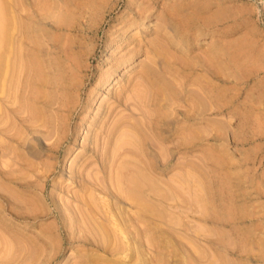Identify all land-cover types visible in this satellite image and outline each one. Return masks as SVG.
Wrapping results in <instances>:
<instances>
[{
	"label": "rangeland",
	"instance_id": "1",
	"mask_svg": "<svg viewBox=\"0 0 264 264\" xmlns=\"http://www.w3.org/2000/svg\"><path fill=\"white\" fill-rule=\"evenodd\" d=\"M8 1L0 0V21ZM41 1L14 0L30 27L22 61L29 68L14 73L21 77L14 93L41 110L38 123L23 129L24 146L0 138L14 148L7 155L0 147V264H264V0ZM146 72L183 92V110L189 91L205 98V118L177 124L200 132L196 151L172 153L176 134L161 153L149 148L153 137L132 97L147 86ZM204 87L217 98L212 109ZM8 98L0 93V118ZM134 125L139 145L119 149ZM96 145L108 158L120 154L116 164L127 158L152 167L146 173L164 194L151 202L158 214L135 217L139 209L115 189L110 207L123 231L107 220L105 200L93 210L81 204L95 221L80 219L77 200L93 193L81 188V177H104Z\"/></svg>",
	"mask_w": 264,
	"mask_h": 264
},
{
	"label": "bare ground",
	"instance_id": "2",
	"mask_svg": "<svg viewBox=\"0 0 264 264\" xmlns=\"http://www.w3.org/2000/svg\"><path fill=\"white\" fill-rule=\"evenodd\" d=\"M40 2L42 3L41 0H40ZM14 3L15 2L13 0V1H11V2H9V3H7L5 5V8H4V11H3V14H4L3 16L4 17L0 21V93H5V94L8 95V97H9L8 98L9 99L8 103L11 105V106H7L6 107L7 108L5 110L6 113H7V114L5 113L6 114V117H4V118L1 117L2 119L0 118V124L2 125V127H0V138L4 135L5 138H8L10 141H12L13 143H15V146L18 145V147H19V146H22V145L24 146V144L27 143L26 139L23 138L24 137L23 135L25 134L23 129L26 126H28V124L31 123L33 125L35 123H32V122H34L36 120H39L38 117H37L36 111L39 110L38 108L40 106L39 105L37 106V103L38 102L36 100H33V99L32 100H29V99L25 100V99H22V98H19L18 97V94H17L18 92L17 93H14V90H17L18 91V89H16V88H18V86H19V90H20V87H21L20 86V83L18 81H14V79L16 77H17L16 79H19V77H18L19 74H20V76L21 75H24L23 72L27 71L26 68H29V66H27L25 68V66L27 65V63H26V65H24L25 63H22V61H23V59H25V56H26V54H24V52L27 51V49H26V51H23V49L25 48L24 45H26L24 43V40L28 38V35H29L28 32L30 30V27L28 29V27H25L24 26L23 20L21 19V17H18L19 15H16L17 12L15 11L14 7H16L17 5L14 6ZM45 3H46V1H45ZM45 3H43V4H45ZM48 3H47V5H48ZM48 6L51 7L50 4ZM48 9H49V7H48ZM19 11H21V10H19ZM0 15H2V13ZM35 18L36 17H34V19ZM35 20L37 22H35L34 24H37V25H34L33 24L34 27L36 26L37 28H40L42 26V24H40L38 22V19L37 18ZM33 22L34 21H32V23ZM27 40H29V39H27ZM158 52L159 51H156L155 52V54L157 53L156 56H158V54H159ZM166 58H167V61H168V57H166V56H165V61H166ZM210 61H211V59H210ZM213 61H214V58L212 59V62ZM213 69H214V67H213ZM17 70H19L18 71L19 74L18 73L15 74L16 75V77H15L14 73L17 72ZM150 72H151V70H150ZM25 74H26V72H25ZM153 75L154 74H151V73L148 74L147 72L144 73V76H146V81L145 82L147 83V86H150V88L148 87L150 89V91H147V89H146L147 86L143 83V85L142 84H139L138 85V89H139V90L137 89L138 92H134L136 94L133 93V95H132V97H134V99H136V102L138 101L137 102L138 103L137 104L138 106L136 104L135 105L142 110V114H143V116H144V118L146 120V127H147L146 129H148L151 132L152 137H153L151 139L152 144L150 143L151 145L149 146V148L152 151L155 148H159L158 151L161 150L159 152V153H161L163 148H160L161 146L159 147V145H162L165 142H168L170 140L171 135H173V134L175 135L176 134L177 135V138H178V141H177V143L174 142L175 143V147L173 148L172 153H175V152H184V151H187V150L196 151L194 148H195V146H196V144L198 142V139L200 137L198 135L200 132L198 134H196L197 132L196 133H193L192 131H189V134L187 133L188 134L187 135L186 134V131H188V129L187 128H179L180 126L177 127V124L180 123V122H183V121H190V120H193V122H198V121L200 122V120H202L203 117H204L203 115H205V113L210 110V109L208 110L209 105L206 104V102L204 100L205 98L203 96H201L200 94L196 93V91L195 92L189 91L190 92L189 93V101L186 100L187 101L186 103L189 106L187 105L188 106L187 110H183L181 108V104H180V102L184 101L183 100V97H182L183 96V92L182 91H180V92L177 91V89L172 88L168 84H164L163 83L164 85H162V84H159V81L158 82L157 81H153L152 79H155V77H156V75H154V76ZM210 75L211 76H214V73H211ZM40 76H43V75H40ZM149 79L152 80L151 83H150ZM158 79H160V78H158ZM19 80H21V77H20ZM16 82H18V83L17 84H14ZM158 84L161 85V86H159ZM16 85H18V86H16ZM207 86H209V85L207 84ZM13 87H16V88H13ZM208 88H210V87H208ZM208 88L207 87H204V90L207 92L206 93L204 91L205 92L204 94H206V97L211 102L210 108L212 109L213 106L215 105L214 102H215V100L217 98H216V96L212 92L209 91ZM28 89H29V87H28ZM13 95H15V96H13ZM36 98L34 97V99H36ZM128 100L129 99L127 97L126 101H128ZM3 102H4V100H3ZM5 103H7V102H5ZM8 103H7V105H9ZM124 103H125V101H124ZM0 110L2 111L1 108H0ZM40 110H41V107H40ZM43 110H44V108H43ZM23 113L24 114L25 113H28L29 114V121H26L25 119L20 118L21 114H23ZM164 113L168 116V118H172L170 120V122H167V119L165 118ZM17 116H19V117H17ZM120 120L121 119H119V121ZM127 120H129V119H127ZM119 121H117V122H119ZM124 122H125V120H124ZM36 123H38V122L36 121ZM168 123H170L171 125H173V127H169L168 126L169 125ZM31 124H30V126H31ZM114 124H117V123L114 122ZM125 124H126V122H125ZM44 125H46V124H44ZM52 126L53 125H51V127H49V128H53L54 127L53 130H51L50 132L55 133L54 132L55 131L54 129L56 127H58L59 125L58 124H57V126L55 125L56 127L55 126L52 127ZM62 126H63V124H62ZM62 126L60 124V127H62ZM130 127H132V126H130ZM49 128H48V134L47 135L52 137L53 134L51 135V133L49 132V130H50ZM167 128H169V129H167ZM26 129H28V128L26 127ZM59 129H61V128H59ZM132 129L133 130L134 129H137V131H133ZM132 129L131 130L133 131V133L134 132H136V133H134V134L131 133L130 132L131 130L129 131L130 133L129 132L128 133H123L122 137L120 138V140L118 141V144H117L119 149H121V148L124 149L127 144L128 145H131V146H137V144L139 143L138 138H137L138 136L135 135V134H139L138 132H140L138 125H134ZM168 131H169V133H168ZM109 132H111V130ZM22 133H23V135L21 137V134ZM49 133H50V135H49ZM207 134L209 136V140L210 141H212L214 139V137L216 136L214 133H208L207 132ZM208 136H207V138H208ZM5 138H3V139H5ZM62 138H63V136H62ZM150 138L151 137H149V139ZM2 144L3 145L0 144V147H2L3 150H5L4 152L1 150L3 152V154L4 153L6 154L7 152H9V150L11 151V150L14 149V148H12L11 145H8L9 143L8 144L7 143H2ZM57 144H59V143H57ZM4 145H6V146H4ZM25 147H27V146L25 145ZM7 149H8V151H6ZM128 149H126L127 150L126 152H130L132 150L131 148H128ZM93 151L95 153V156L98 159L97 161L101 165L102 172L104 174L103 179H105L104 180L105 182L103 181V179L102 180L101 179H98L99 178L98 176H97L98 178H94L93 181L92 180H89L87 178L88 176L86 178L85 177H81V188L87 190V192L90 191V193L92 191L93 193L89 197L86 195L87 197L85 198V201H82V199H83L82 198L83 195H82L81 196V198H82L81 201H80V199H79L80 202L77 200V202L80 203V205L83 204V205L87 206L89 209H92L93 210L94 205L96 203H98V201L105 200L106 203L104 205H106V204L108 205V206L106 205L107 211L105 212L106 213L105 216H106L107 220H109L110 223H112L113 227L115 228V230H117V232L118 231H123V230H121V228L119 227L120 224H119L118 220L116 219V217L114 215V211L110 207L111 206V201H113L114 196H115V195H113L112 190L115 191V189H116V191L119 192V196L117 197V199H120L122 197L124 199V201L130 203V205H134L135 207H137L139 209L140 213L138 212L139 215L136 214L135 217H142V221H144L143 218H145V217H147L149 215H156V214H158V211L155 210V208H154L153 204H151V202L154 201V196H157V197L160 196V198L164 199V194H162L159 191L161 189L154 188V185L152 186L153 179L151 178V176H149L146 173L148 170H151L152 167L149 166L147 162H144V163L147 164L144 168H140L133 161L128 162L126 160L127 158L125 159V161L122 159L123 161L121 160V162H120L121 164L120 163L116 164V161H117L116 159H117L118 155L120 157V154H118L116 157L114 155V156L108 158V156H107L106 152L104 151V149L101 150V148H99L98 145H96L94 147ZM114 153H115V151H114ZM116 153H118V152H116ZM130 153L136 154V153H134L132 151ZM7 155H8V153H7ZM161 156H162V154L160 155V157ZM119 157H118V159H119ZM121 158H123V157H121ZM160 166H161L160 169L161 170H164L169 165L166 164V163H161ZM3 175L5 176L4 173H3ZM3 175H2V177H3ZM5 179L6 178H4V180ZM4 180H2V181L4 182ZM5 182H7V181H5ZM2 187H0V190L2 189ZM1 193H0V199L3 201L4 200V196ZM105 198H108V200H106ZM75 199H78V197H75ZM85 206H84V208H85ZM80 207L81 208L77 209V211L80 210L79 212L82 213L83 217L80 215V213H79V215H80L81 218L79 216L78 217L80 219L84 218L83 219L84 221L86 219V221H89L88 222L89 224H92L93 223L92 221H95V220L94 219L92 220L90 218V214L91 213H88L89 216L84 215V213L81 212V209H82L83 206L81 205ZM87 207H86V209H87ZM88 211H91V210H88ZM93 215L95 217V214H93ZM93 215H92V218H93ZM86 216H87V218H85ZM132 217H134V215ZM79 218H77L78 221H79ZM69 220H70L69 224H70V229H71V228H73L76 225V223L73 226L72 224H74V223L71 224V220L73 221V219H69ZM86 221L84 222L85 224H86ZM74 222H76V221H74ZM80 223H82V221ZM89 224H87V225H89ZM137 226H138V224H137ZM143 226H145V225H143ZM91 227L89 226V228H91ZM75 229H79L80 230L81 228H75ZM93 230L96 231V232L99 231V229L97 231L96 228H93ZM80 231L82 232V230H80ZM88 231H89V229H88ZM101 231H100V234L103 233L105 235V234H108L109 233V231L107 229H105L104 227L101 228ZM91 233H92V231H91ZM92 234H93V237L96 240H98V238H99V236H97L98 233L97 234L96 233H92ZM122 235H123V233H122ZM79 236H81V235H79ZM86 241H88L89 243L94 244V245H95V242H96L95 240L94 241L91 240L88 237V234L86 235ZM97 245H99V244H97ZM121 246H120V248H121ZM122 249L123 248H121L120 250H122Z\"/></svg>",
	"mask_w": 264,
	"mask_h": 264
}]
</instances>
